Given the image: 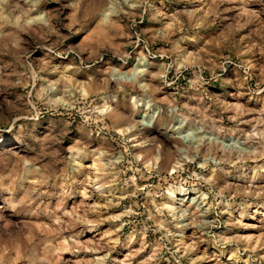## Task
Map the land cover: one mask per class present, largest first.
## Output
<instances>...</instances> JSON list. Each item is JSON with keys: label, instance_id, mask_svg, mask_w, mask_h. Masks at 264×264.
I'll return each instance as SVG.
<instances>
[{"label": "rangeland", "instance_id": "1", "mask_svg": "<svg viewBox=\"0 0 264 264\" xmlns=\"http://www.w3.org/2000/svg\"><path fill=\"white\" fill-rule=\"evenodd\" d=\"M0 264H264V0H0Z\"/></svg>", "mask_w": 264, "mask_h": 264}, {"label": "bare ground", "instance_id": "2", "mask_svg": "<svg viewBox=\"0 0 264 264\" xmlns=\"http://www.w3.org/2000/svg\"><path fill=\"white\" fill-rule=\"evenodd\" d=\"M141 62H139V64H138V66L140 65V66H142V64L143 63H141ZM143 66H144V64H143ZM146 66V65H145ZM138 68V67H137ZM136 68V69H137ZM143 68H145V67H143ZM135 69V70H136ZM140 69V68H139ZM136 70V71H132V73H130V74H126V73H120V74H118L121 78H125V79H128V80H133V79H137V76H140L141 75V73H142V75L144 76L145 74L143 73V71L145 72V70L146 69H141V70ZM142 77V76H141ZM138 80V79H137ZM141 81V80H140ZM139 81V82H140ZM142 82V81H141ZM138 83V81H137V83L136 84H139V86L140 87H142L143 89H148L149 90V88H148V85L144 82V83ZM141 89V88H140ZM143 91V90H142ZM161 117V116H160ZM160 117H159V119H160ZM153 118V117H152ZM151 118V119H152ZM161 118H163V117H161ZM167 118V117H166ZM162 119H160L158 122H160ZM166 120H168V119H165V121L164 122H166ZM163 121V120H162ZM157 122V121H156ZM161 123V122H160ZM160 123H158V125H160ZM155 120L153 121L152 120V124L150 125V127H154L155 126ZM163 124V123H162ZM164 124H167V123H164ZM157 125V126H158ZM166 128V126L164 127V129L163 130H166L165 129ZM168 130H169V128H167ZM172 130V129H171ZM175 133V132H174ZM173 137V136H172ZM177 139V138H176ZM175 140V139H174ZM5 140H1V143H3ZM177 141V140H176ZM143 143V142H142ZM177 143H181V141L180 142H177ZM144 145H142L141 146V149H143V150H141V151H144L145 153H149V154H140V159H146L148 162H149V164L154 160L155 162H157V163H159V164H161V168L162 169H165V168H168L169 166H171V171H172V173H175L176 172V170H175V168H176V166L177 165H175V164H178V161H177V157H176V159L175 158H173V155H172V152H168V153H165V152H163L162 150H160L159 148L157 149V153H155V154H152L153 153V148L151 147V145L149 146L148 144H146L145 142L143 143ZM184 145V144H183ZM183 148V147H182ZM140 149V148H139ZM183 149H185L186 151H187V149L186 148H183ZM180 150V149H179ZM180 151H183V150H180ZM179 151V152H180ZM176 152V151H175ZM178 152V151H177ZM184 153H186L185 155H186V157H188L189 158V156H188V153H189V151H188V153L187 152H184ZM176 154V153H175ZM178 154H180V153H178ZM144 155V156H143ZM153 155H155V156H153ZM182 155V154H181ZM153 156V157H152ZM183 156V155H182ZM181 157V156H180ZM118 158V157H117ZM116 158V159H117ZM183 158V157H182ZM191 158V157H190ZM180 159V158H179ZM178 159V160H179ZM193 159V158H192ZM118 160V159H117ZM152 160V161H151ZM108 161H110V160H108ZM145 161V160H144ZM175 161H176V163H175ZM179 161H182V160H179ZM147 162V163H148ZM185 162V161H184ZM109 163V162H108ZM112 163V162H111ZM114 163V162H113ZM153 163V162H152ZM145 164V163H144ZM179 164L181 165V162H179ZM203 164V163H202ZM204 165H206L205 164V162H204V164L202 165V166H204ZM152 166V165H151ZM159 166V165H158ZM150 167V166H149ZM178 167V166H177ZM180 167V166H179ZM158 168V167H157ZM160 171H162L161 169H160ZM166 171H167V169H166ZM216 173V172H215ZM220 173L218 172V173H216V175H214V177H213V174H212V176H211V178L213 177V179L215 180V179H217V176L219 175ZM94 179H95V177H94ZM95 181H97L96 179H95ZM213 181V180H212ZM101 186V185H100ZM98 188V187H97ZM227 188H229V187H227ZM249 189V188H248ZM98 190H100V188H98ZM169 190V189H168ZM183 191V190H182ZM174 192H175V190H169V194H170V197H172L173 195H174ZM186 194V193H185ZM187 195V194H186ZM186 195H183V196H186ZM87 198V197H86ZM189 199V198H188ZM178 200V199H177ZM180 200H185V197H183L182 199H180ZM191 200H193V199H191ZM173 201V200H172ZM175 202H176V199H175ZM167 207L170 209V211L171 212H173V214L174 215H176L177 213H175L174 211L176 210V208H174L173 207V205H170V204H168L167 205ZM183 217V216H182ZM178 218H180V217H178ZM178 218H176V219H178ZM178 221V220H177ZM179 222H181V221H178L177 223L179 224ZM182 225L184 224V223H181ZM187 224V223H186ZM182 225H180V227L182 226ZM197 226V225H196ZM199 227V226H198ZM182 228V230L183 231H185L186 229H188L187 227H185V226H182L181 227ZM94 231H95V234H97V235H99L101 232H99L97 229H94ZM115 243H116V241H115ZM234 254V253H233ZM235 259V258H234ZM235 262V261H234Z\"/></svg>", "mask_w": 264, "mask_h": 264}]
</instances>
